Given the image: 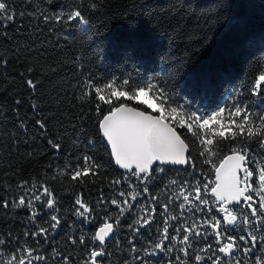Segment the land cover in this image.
Here are the masks:
<instances>
[{"label":"trees","instance_id":"16d2710c","mask_svg":"<svg viewBox=\"0 0 264 264\" xmlns=\"http://www.w3.org/2000/svg\"><path fill=\"white\" fill-rule=\"evenodd\" d=\"M93 3L94 0H53V3L11 0L16 20L5 21L7 27L0 26V57L10 61L7 69L0 67V108L6 114L0 115L3 120L0 133L6 126L19 142L13 149L9 137L0 139V185L15 188L20 180L37 184L47 182L46 186L59 194L65 218L70 215L67 210L72 207L76 193H85V201L94 206L101 192L106 199L115 196L123 200L116 191L123 190L126 194L128 191L123 181L127 173L117 170L108 147L105 148L97 135V121L102 116L97 117L95 107L100 104L104 114L109 111V106L98 99L97 87L107 98L104 90L110 83L129 93L138 87L146 88L149 82L154 83L163 87L168 96L165 107H177L178 115L185 118L192 111L209 115L228 103L243 99L242 106L252 104L248 110L255 117L254 127L264 123L256 119V115H264V98L249 95L256 79L264 75V0H98L95 8ZM79 8H83L85 18L90 19L89 25L68 27L54 19L45 22L42 16L46 12L54 17ZM20 12H24L22 20ZM5 34L10 39H6ZM20 73H24L23 78ZM89 77L93 79L91 85ZM27 79L37 85L35 90L27 86ZM124 80L129 83L125 85ZM15 99L21 100L19 119L24 121V129L19 127L18 118L12 112L17 107ZM32 102L38 105L36 111L30 107ZM121 103L147 109L125 98L113 99L112 107ZM36 119L46 121L42 134L34 124ZM177 130L189 145L197 169L193 173L190 167L187 170L169 168L164 176H158L151 194L157 195L162 203L168 202L162 193L174 196L179 192V188L171 192L165 188L171 180H177L182 186L185 180L194 184L195 179L207 182L214 178L212 166L204 163L208 155L200 156L203 148L198 139L178 125ZM85 132L97 139L95 146H89L84 140ZM44 136L54 141L59 138L57 142L63 145L62 150L53 151ZM209 138L214 140L210 146L214 153L211 159L217 165L243 142L239 134L234 142L218 136ZM30 151L34 152L33 157L27 156ZM84 154L91 155L102 167L97 175L90 173L82 177L84 183L81 184V178L71 180V172L76 170L75 158ZM80 164L82 167V160ZM53 175L55 180L51 179ZM115 179H121V185L114 191L111 182ZM254 180L257 182L253 187H259L258 176ZM4 195V188L0 187V198ZM253 195L258 202V197ZM208 196L211 197L210 192ZM138 200L146 204L147 197H138ZM182 202V198L173 201L170 207L173 215L179 216ZM159 211L158 207L156 219L159 223L154 224L152 230H142L146 235L138 237L137 247L145 246L149 237L155 238L157 227L162 231ZM26 218L27 212L18 214L16 233ZM132 219L133 215L127 216L122 221L123 230L116 232L125 249L128 247L126 237L132 235L127 224ZM102 223V217H97V222L85 226L83 231L91 236ZM79 227L75 224L72 230ZM7 230L0 223V231ZM170 233L175 235L171 228ZM53 244L70 256L78 255L81 264L86 259L87 253L79 245L72 249L63 231ZM25 246H31V241ZM42 249L40 255L51 257V246L42 244ZM12 254L10 248L0 249L6 264ZM132 255L116 252L112 259L124 264ZM49 264L54 261L49 259ZM188 264H194V260H189Z\"/></svg>","mask_w":264,"mask_h":264},{"label":"snow or ice","instance_id":"6c2138e0","mask_svg":"<svg viewBox=\"0 0 264 264\" xmlns=\"http://www.w3.org/2000/svg\"><path fill=\"white\" fill-rule=\"evenodd\" d=\"M47 2L53 3V0ZM96 2L98 0H94L93 8L96 7ZM83 13L84 9L79 8L54 17L46 12L42 16L45 22L54 19L68 27L75 24L87 26L90 19L85 18ZM16 16L11 0H0V26L7 27L5 21L15 22ZM19 16L22 20L24 12H20ZM5 38L10 39L6 34ZM9 63V59L0 57V67L7 69ZM31 71L28 69V72ZM20 76L23 78L24 73H20ZM262 82L264 75L256 79L249 92L250 96L264 98ZM26 83L32 90L37 87L32 79H27ZM92 83L93 79L89 77L88 84ZM128 83V80H124L125 85ZM106 87L111 88L113 85L108 84ZM146 87L148 91L155 89L158 93L160 104L152 106L158 114L140 111L123 103L112 107L113 98L116 101H120L122 97L140 99L147 94L145 87H138L131 96L127 91L113 88L107 98L100 94L101 88H95L98 99L109 106L106 114L100 104L95 107L97 117L102 116L97 121V135L105 148L110 146L109 156L114 158L115 164L127 173L123 175L128 188L127 194L123 190L116 191V195L123 200L115 196L106 199L101 192L93 206V203L85 201V193H76L72 207L67 210L70 215L65 218L66 213L61 212L59 194L52 187L46 186L47 182L37 184L31 180H20L15 188L0 185L5 191V195L0 198V223L8 229L6 232L0 231V249L10 248L13 253L7 264H49V259L54 264H81L78 255L70 256L64 249L54 246L53 241L61 231L65 233L72 249L79 245L87 253L83 264H117L112 259L116 252L133 254L124 264H188L189 260H194V264H244L249 258H254L251 264H264V123L259 127L253 126L248 112L252 104L241 107L244 101L238 99L233 104L234 112L229 113L230 123L225 125L218 119L225 111L223 107L211 115H200L198 111H192L185 118L182 114L178 115L177 107H165L168 96L163 87L151 82ZM14 103L17 107L12 112L18 118L19 127L24 129L26 125L19 119L21 100L15 99ZM30 107L36 111L38 105L32 102ZM0 115H6L2 108ZM232 117L239 118L242 122L237 123ZM256 119L264 122V115H256ZM212 121L222 130H218L216 126L210 127ZM34 124L41 134L45 131V120L36 119ZM177 125L198 139L203 148L200 156L208 155L209 158L204 163L212 166L215 180L205 182L195 179L194 184L185 180L182 186L177 180H171L165 188L169 192L173 188H179V192L174 196L162 193L168 201L162 203L157 195L151 194L158 176H164L169 166H183L185 170L190 167L193 173L197 169L189 145L181 138ZM209 132L212 136L231 139L233 142L239 134L243 142L238 148H233L231 154L220 159L217 166L211 159L214 153L210 146L214 144V140L209 138ZM4 136L9 137L13 149L18 147L19 142L6 126L3 133H0V139ZM43 138L53 151L62 150L63 145L57 142L59 138L57 141L46 136ZM83 138L89 146L97 143V139L89 137L86 132L83 133ZM27 156L33 157L34 152H28ZM101 167L89 154L77 156L76 170L71 172V180L81 178L80 183L83 184L82 177H87L90 173L97 175V170ZM257 176L259 187H253L257 182L254 177ZM51 179L55 180L56 176L53 175ZM111 183L115 191L121 185V179H115ZM209 192L211 197L208 196ZM253 194L258 197V202ZM138 197H147L146 204L140 203ZM180 198L183 202L179 204V216L173 215L170 207L174 200ZM158 207L162 231L157 227L155 238L149 237L145 246L137 247V243H140L138 237L146 235L142 230H152V226L159 223L156 219ZM21 212H27V218L21 222L20 231L16 233L15 221ZM129 215H133L132 222L127 224L132 235L126 237L128 247L125 249L116 232L123 230L122 221ZM97 217H102L103 223L93 235L86 236L83 228L94 225ZM75 224L80 227L73 231ZM170 228L175 235L170 233ZM29 240L31 246L26 247ZM42 244L52 247L51 257L39 254L43 250ZM0 264H6L2 256Z\"/></svg>","mask_w":264,"mask_h":264},{"label":"rangeland","instance_id":"374dc122","mask_svg":"<svg viewBox=\"0 0 264 264\" xmlns=\"http://www.w3.org/2000/svg\"><path fill=\"white\" fill-rule=\"evenodd\" d=\"M110 84H112L113 85V87H107V88H105V90H104V93H105V95H110L111 94V92H112V90H113V88H115L116 90H120V91H125V90H123L122 88H120V87H118L117 85H115V84H113V83H110ZM145 90H146V95H143V96H141L140 97V99H138V100H133V99H129V98H127V97H122V98H125V99H128V100H131L132 102H137V103H140V104H142L143 106H145V107H147V109L149 110V111H151V112H156V109H155V107H152V106H158L160 103L158 102V99H157V93H156V91L153 89L152 91H148V89H147V87L145 88ZM135 92H136V90L134 91V92H132V93H129V95L131 96V95H134L135 94ZM106 97V96H105ZM113 99H115V98H113ZM236 102V101H235ZM235 102H232V103H228V105L227 106H225V107H223L224 109H225V111H224V113H222V115H221V117H218V119H221L222 120V123L223 124H228V123H230V120L228 119V117H229V113H232V112H234V107H233V104L235 103ZM241 107H244V106H242V105H240ZM219 111V110H218ZM218 111H215V112H218ZM248 112H249V119H250V121L252 122V124H253V126H254V124H255V122H256V120H255V117L253 116V114L248 110ZM156 114H158L157 112H156ZM212 114V113H211ZM211 114H209V115H211ZM232 119H235L236 120V122L237 123H240V122H242L239 118H236V117H232ZM211 126H216L215 125V121H212L211 123H210V127ZM217 127V129L218 130H222V129H220L219 128V126H216ZM238 131V130H237ZM208 136L210 137V136H212V134H211V132H209L208 133Z\"/></svg>","mask_w":264,"mask_h":264},{"label":"water","instance_id":"95a60500","mask_svg":"<svg viewBox=\"0 0 264 264\" xmlns=\"http://www.w3.org/2000/svg\"><path fill=\"white\" fill-rule=\"evenodd\" d=\"M123 104H126V105H128L129 107L137 108V109L140 110V111H146V112H150V113H152V114H155V113H153V112H151V111H149V110H147V109H143V108H141V107L135 106V105L130 104V103H123ZM119 105H120V104H119ZM119 105H117L116 107H118ZM181 138H182V136H181ZM182 139H183V138H182ZM108 149H109V151H110V146H108ZM229 154H231V151H230L228 154H226V155H229ZM112 159H113V162H114V164H115V160H114V158H112ZM222 159H223V158H222ZM115 166H116L117 170H119L120 172H124V173H126V171L123 170V169H120L118 165L115 164ZM217 166H218V165H217ZM169 168H181V169H184L183 166H169ZM214 180H215V171H214V178H213V181H214ZM210 194H211V193H210ZM254 199H255V198H254Z\"/></svg>","mask_w":264,"mask_h":264},{"label":"flooded vegetation","instance_id":"af4514ba","mask_svg":"<svg viewBox=\"0 0 264 264\" xmlns=\"http://www.w3.org/2000/svg\"><path fill=\"white\" fill-rule=\"evenodd\" d=\"M255 199H257V198H255ZM252 259H254V258H249V259L245 260L244 264H251Z\"/></svg>","mask_w":264,"mask_h":264}]
</instances>
